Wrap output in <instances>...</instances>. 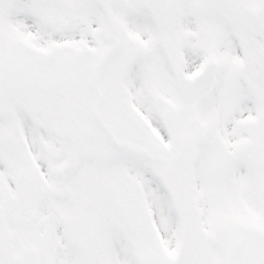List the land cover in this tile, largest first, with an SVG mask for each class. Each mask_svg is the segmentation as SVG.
<instances>
[{"label":"snow or ice","instance_id":"6c2138e0","mask_svg":"<svg viewBox=\"0 0 264 264\" xmlns=\"http://www.w3.org/2000/svg\"><path fill=\"white\" fill-rule=\"evenodd\" d=\"M0 264H264V0H0Z\"/></svg>","mask_w":264,"mask_h":264}]
</instances>
